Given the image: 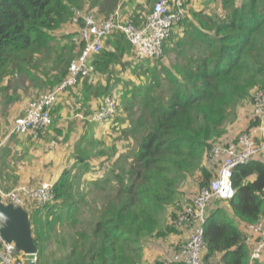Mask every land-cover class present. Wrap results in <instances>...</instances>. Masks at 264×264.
Returning <instances> with one entry per match:
<instances>
[{"label":"trees","instance_id":"obj_1","mask_svg":"<svg viewBox=\"0 0 264 264\" xmlns=\"http://www.w3.org/2000/svg\"><path fill=\"white\" fill-rule=\"evenodd\" d=\"M139 1L136 14L128 16L136 25L149 12L147 4L157 0ZM120 3L0 0L1 100L31 102L61 83L84 48L86 17L109 19ZM204 4L211 9L186 6V19L164 43L167 62L164 56L137 61L120 31L103 38L90 75L77 85L78 99L86 100L88 115L94 111L88 109L91 99L107 98L124 85L120 109L127 115L112 118L118 130L112 144L96 143L87 132L76 137L71 160L53 182V198L36 201L29 211L35 264H136L145 244L164 235L160 214L174 206L170 219L178 222L185 206L177 203L185 193L182 185L191 180L198 189L210 186L218 166L207 165L205 156L223 136L234 106L254 101L252 89H264V0ZM250 120L259 124L253 106ZM67 138L72 139L70 130ZM258 156L264 151L235 168L234 197L207 208L206 264H250L245 235L264 213V161ZM101 157L100 166L112 163L109 174L89 182L92 158ZM10 177L2 179L4 189L15 187L17 176ZM171 223L166 228L173 232ZM170 259L154 264H183Z\"/></svg>","mask_w":264,"mask_h":264},{"label":"built area","instance_id":"obj_2","mask_svg":"<svg viewBox=\"0 0 264 264\" xmlns=\"http://www.w3.org/2000/svg\"><path fill=\"white\" fill-rule=\"evenodd\" d=\"M187 17V7L183 0H157L153 11L148 15L144 27H138L131 19L122 18L115 11L109 19L97 21L93 17H86V26L82 30L81 38L84 48L74 59L67 77L44 95L31 101L25 115L17 117L12 125V134L24 135L32 129L40 130L47 126L52 118V109L59 98L71 87L88 77L92 69V60L103 45V38L113 31L122 32L132 44L137 61L162 58L164 43L171 35L173 28ZM118 100L115 95L107 97L105 102L97 106L89 115L90 121L111 120L115 116ZM253 116L259 124L245 132L237 143L215 144L212 146L210 157L217 159L218 170L209 187H202L194 200L196 211H186L182 207L178 222L190 221L191 232L188 241L178 253H174L169 262L183 264H206L203 258L205 249V223L207 208L213 200L227 201L235 195L232 183L234 170L238 165L249 162L258 152L264 151V89H257L254 96ZM2 144V142H1ZM17 192V193H16ZM3 192L0 196L4 203L27 207L21 202L19 192ZM36 193L35 201L45 203L53 198V182H45ZM193 208V207H188ZM28 210V209H27ZM29 211V210H28ZM193 221L191 222V220ZM245 243L250 251V264L264 261V213L256 223L248 227ZM0 264H35L37 254L23 257L16 251L14 243L6 242L0 232Z\"/></svg>","mask_w":264,"mask_h":264},{"label":"rangeland","instance_id":"obj_3","mask_svg":"<svg viewBox=\"0 0 264 264\" xmlns=\"http://www.w3.org/2000/svg\"><path fill=\"white\" fill-rule=\"evenodd\" d=\"M185 5L189 7L191 5L193 8L198 7H206L207 9H211V6L207 7V5L204 4V1H211V0H183ZM145 2V0H144ZM157 1H154L151 5H148L147 7L149 9V13H151L155 3ZM122 7L123 5L119 4L117 8V12L122 15ZM122 18L128 19V16H124ZM147 19V17H146ZM186 18H183L182 20H185ZM181 29L183 28V25H179ZM168 52V51H167ZM166 50L164 51V58L163 60L165 62L168 61L169 53L167 54ZM155 61V60H153ZM157 61H161L158 59ZM137 66V63L132 66V69ZM140 73V71H139ZM130 79H134L137 83H140V80H137L135 78L134 74L129 75ZM128 79V76L126 77ZM78 85V84H77ZM77 85H75L72 88H69L64 95H62L56 106L55 110L58 109L57 113H54L52 115L51 121L47 126L40 130H34L32 129L30 132L24 135H12L10 138L5 141L3 140L2 136H0V143L2 142L0 146V179L4 178L5 173L10 177L11 175L17 176V180L14 183L15 187L9 188V189H3L0 185V188L3 192L9 193V192H16L18 191L19 197L21 199V202L27 207L29 211L33 210L35 196H40L36 193L38 190H40L45 182H47L49 179H53L57 176V174L63 169L65 164H67L71 160V151L75 149V145L77 142H75L74 139H68L67 135H69V129L76 126L74 128L73 132L76 134V130L79 128H82V124L84 123L86 126L87 134L90 132V128L95 127L93 123L97 124V132L98 135L95 132H90V137L93 141L96 143L101 142L103 145L106 143L112 144L114 142V139L118 133V130L113 129L114 127H117L116 124H111V120H105V121H90L89 115L86 113V110L84 108V101H75V98L78 99L79 97V91L77 89ZM115 91L113 95L116 96L118 100V105L116 108L115 113L126 116L127 112L120 109L121 107V99L123 98L126 88L124 85L121 88L114 87ZM256 88L251 90V94L255 96ZM11 89H7L6 93H10ZM48 90L45 89L43 93L40 95H44ZM1 96V94H0ZM112 96V95H111ZM109 96V97H111ZM105 99H100L99 103L96 104V106L102 104L105 102ZM28 100V99H27ZM30 103V100H28ZM13 102L9 103L13 104ZM254 101L251 99H245L239 103H237L234 106L233 114L231 118L228 120V122L225 125L224 128V134L220 138L214 140L218 141L217 143H237L239 141V138L247 132L249 129H252L255 126H252V120L249 118V112L248 109L253 106ZM8 105V106H9ZM95 106V107H96ZM92 105H88L89 111L92 110ZM23 110L17 109L16 114L17 116L21 117L24 115L22 113ZM26 112V111H25ZM81 116H78V115ZM21 115V116H20ZM87 115V118L85 117ZM72 116L74 118H72ZM9 121V120H7ZM104 122V123H103ZM80 123V124H78ZM87 123V124H86ZM100 123H103L101 126ZM12 124V122H11ZM9 124L7 127H2L3 137L6 136L8 131L11 129L12 125ZM92 125V127H91ZM252 127H251V126ZM114 126V127H113ZM60 129V130H58ZM80 132H78L77 135H79ZM127 143V141H124ZM132 142V141H131ZM15 143H20L19 149L14 148L12 145ZM215 143V144H217ZM117 146V150L122 148L121 146V140L115 142ZM213 144V145H215ZM207 165L216 164L215 166H218L217 159H214L213 157H210L209 155L205 156ZM104 158H92V170L88 172L87 176L90 179V181H94L95 179H102L106 177L109 174V170L112 163L107 162L105 166H100V161H102ZM4 171V173H2ZM31 173L32 179L28 177V174ZM13 178V177H10ZM2 180L0 181V183ZM195 181H187V183L182 185V188L185 190V193H180V196L177 200V203H183L185 204L186 211H196V207L194 206V200L197 197V195L200 192V188L198 189L196 187ZM17 193V192H16ZM184 196V197H183ZM195 196V198H194ZM35 199V200H34ZM218 201L219 203L223 201L220 200H213V202ZM212 202V203H213ZM187 203V204H186ZM193 207V208H188ZM174 206H170L168 208V211L165 213L160 214V219L163 221V236L152 238L150 241H148L145 244L144 250L138 255L136 258V264H154L157 260H168V258L173 256L174 253H178L182 246L186 244V242L189 239L191 227L192 224L190 223L188 225L186 224L190 221H183L181 224L179 222H173L171 223V215L175 211ZM193 219L191 220V222ZM167 223V224H166ZM168 223L173 224L172 227L174 228L173 232L168 231L166 228V225ZM181 227V228H180ZM184 229V231L182 230ZM174 252V253H173ZM173 253V254H172ZM172 254V255H171ZM30 255H27V258H29ZM2 262V259L0 257V263Z\"/></svg>","mask_w":264,"mask_h":264},{"label":"crops","instance_id":"obj_4","mask_svg":"<svg viewBox=\"0 0 264 264\" xmlns=\"http://www.w3.org/2000/svg\"><path fill=\"white\" fill-rule=\"evenodd\" d=\"M139 0H121V5H123L124 7H122V17H124L125 15L126 16H129V15H131V14H136L135 12H137V9H136V7H137V5L139 4ZM191 8H193L191 5H189ZM136 9V10H135ZM148 13L149 12H143L142 14H144L143 16H140V19L137 21L138 23H137V26L138 27H144V25H145V22H146V17L148 16ZM122 87V86H121ZM66 94V93H65ZM64 95V94H63ZM75 101H79V102H81L80 101V99H76L75 98ZM99 101H100V99H95V101H94V98L93 99H91L90 100V102H89V104H91L92 105V107H93V109H95V106H96V104L97 103H99ZM9 103H11V102H9ZM9 103H6V102H4L3 100H1V96H0V136H2V138H3V140L5 141V143L7 142V140L10 138V136H12V135H17V134H12L11 132H10V130L8 131V133L6 134V136H4L3 137V132H4V129L2 130V127H7V125H9V124H11V122H12V124L11 125H13L14 124V121H15V119L17 118V117H19V116H17V114H16V111H17V109H19V110H23V112L25 113V111H26V109H27V107H28V105H29V101L27 100V99H19V100H16V101H14V103L13 104H10L9 105ZM9 105V106H8ZM22 112V113H23ZM248 114H249V118H250V115H251V113H252V108L250 107L249 109H248ZM24 113L23 114H21V115H24ZM20 115V116H21ZM78 116H81L80 114L78 115ZM72 118H74L73 116H72ZM7 120H9V121H7ZM112 120V119H111ZM104 123V122H103ZM103 123H100V125L102 126L103 125ZM78 124H80V123H78ZM94 125H95V127H92V128H90L91 130H90V132L92 131V132H95L97 135H98V132H97V124L96 123H93ZM74 128H76V126H74V127H72V128H70L69 130H70V136H71V138L72 139H75L76 137H78V136H80V135H82V134H84L85 132H87V130H86V126H85V124L83 123L82 124V128H79V129H77L76 130V134L73 132L74 130ZM78 132H80V134L79 135H77L78 134ZM90 132L88 133V135H90ZM0 146H1V143H0ZM13 147H11L12 149H14V148H17V149H19V147L21 146L20 145V143H15L14 145H12ZM15 150V149H14ZM256 159H259V160H263L264 161V156H258ZM1 172V171H0ZM2 173H4V171L2 172ZM60 174L58 173L57 174V176L56 177H54L53 179H49L47 182H54V180L56 179V178H58V176H59ZM4 177H8V175H7V173H5V175H4ZM28 177L30 178V180L32 179V175H31V173H29L28 174ZM3 178H1L0 179V181L2 180ZM0 185H1V183H0ZM3 188V187H2ZM1 189V188H0ZM4 189V188H3ZM182 230L184 231V229L182 228ZM247 232H248V230H247ZM204 254H205V249L203 250V256H204ZM219 257H221V254H217V257H216V259L217 258H219ZM215 259V260H216ZM254 264H262L261 262H255Z\"/></svg>","mask_w":264,"mask_h":264},{"label":"water","instance_id":"obj_5","mask_svg":"<svg viewBox=\"0 0 264 264\" xmlns=\"http://www.w3.org/2000/svg\"><path fill=\"white\" fill-rule=\"evenodd\" d=\"M0 232L4 240L14 243L17 252L35 255L38 252L34 241L30 213L22 206L4 203L0 196Z\"/></svg>","mask_w":264,"mask_h":264},{"label":"clouds","instance_id":"obj_6","mask_svg":"<svg viewBox=\"0 0 264 264\" xmlns=\"http://www.w3.org/2000/svg\"><path fill=\"white\" fill-rule=\"evenodd\" d=\"M151 13H152V12H151ZM151 13H150V14H151ZM150 14H149V15H150ZM147 17H148V16H147ZM145 23H146V22H145Z\"/></svg>","mask_w":264,"mask_h":264},{"label":"bare ground","instance_id":"obj_7","mask_svg":"<svg viewBox=\"0 0 264 264\" xmlns=\"http://www.w3.org/2000/svg\"><path fill=\"white\" fill-rule=\"evenodd\" d=\"M3 237V236H2ZM4 239V238H3Z\"/></svg>","mask_w":264,"mask_h":264}]
</instances>
